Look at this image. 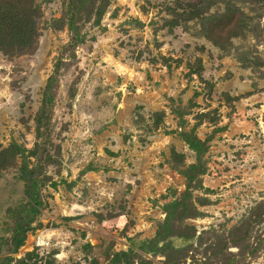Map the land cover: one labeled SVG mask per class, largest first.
Wrapping results in <instances>:
<instances>
[{"label":"rangeland","instance_id":"obj_1","mask_svg":"<svg viewBox=\"0 0 264 264\" xmlns=\"http://www.w3.org/2000/svg\"><path fill=\"white\" fill-rule=\"evenodd\" d=\"M15 4L37 36L0 49L2 252L22 217L35 264H264V0Z\"/></svg>","mask_w":264,"mask_h":264},{"label":"trees","instance_id":"obj_2","mask_svg":"<svg viewBox=\"0 0 264 264\" xmlns=\"http://www.w3.org/2000/svg\"><path fill=\"white\" fill-rule=\"evenodd\" d=\"M84 3V0H82ZM98 4V8L95 10L97 14L98 21L101 20L108 0H96ZM15 0H0V49L8 54H13L15 49H32L36 42L37 36V27L35 20L31 18L28 12H14L16 4L14 5ZM94 3V1H93ZM32 6V3H31ZM197 6V5H196ZM199 6V5H198ZM196 9V7L194 8ZM33 10V6H32ZM175 11V9H173ZM198 12V11H197ZM75 18H72L70 21V26L74 33V41L75 45L82 43L79 36L78 27L75 26ZM176 23V20H173ZM51 80L48 83L47 89H51L52 87ZM49 102V100L47 101ZM183 139L188 143L192 150H194L198 157V163L192 164L185 170H181V172L186 176L187 179V190L191 188V185L195 183L198 179L200 182L201 175L206 172V167L203 162V155L207 151L208 141L202 140L199 138L195 130H191L190 132H181ZM15 146V145H14ZM18 147V146H17ZM16 147V148H17ZM24 177L28 179V195L30 196V208L25 211L30 210V212L35 215L38 212V206L41 204L40 200L37 198L36 189L34 188L37 185V180L33 177L35 174L34 169H30L27 164L23 165ZM200 185V183L198 184ZM31 187L34 191H31ZM29 220V219H28ZM22 217H19L16 223V230L11 239H7L5 245L11 246V249L4 253L0 249V264H35L36 262H32V259L36 257L35 252H29L24 257L15 258L12 253H16L19 248L23 245L25 240V233L27 227L23 224ZM30 221V220H29ZM114 263L120 261L122 259H126L128 257L127 252H118L114 256ZM47 264H50L49 260H46ZM130 264V263H127ZM135 264V263H134ZM138 264H152L148 261H141Z\"/></svg>","mask_w":264,"mask_h":264}]
</instances>
